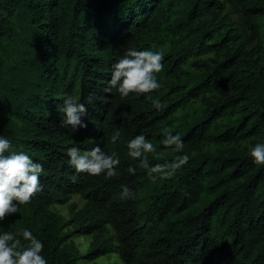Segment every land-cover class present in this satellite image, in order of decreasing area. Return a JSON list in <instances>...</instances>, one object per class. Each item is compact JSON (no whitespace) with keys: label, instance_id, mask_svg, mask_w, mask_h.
<instances>
[{"label":"trees","instance_id":"trees-1","mask_svg":"<svg viewBox=\"0 0 264 264\" xmlns=\"http://www.w3.org/2000/svg\"><path fill=\"white\" fill-rule=\"evenodd\" d=\"M226 1L254 45H233L213 63L201 61L204 68L189 87L182 77L189 57L237 36L227 28L205 43L212 29L204 39L190 34L214 26L219 0H0V108L6 115L0 135L44 165L42 190L0 231L30 228L44 242L49 264H79L114 249L123 264H264V165L249 152L264 142V118L246 110L230 122L237 104L254 100L249 71L258 75L264 111V43L256 21L264 16V0ZM133 47L164 54L161 87L152 93L161 108L146 94L124 98L109 89L113 63ZM66 96L87 104V127L61 124ZM199 98L205 114L177 123V110ZM165 127L181 134L190 160L169 178L152 180L138 164L129 174L127 141L139 133L157 148L148 154L150 163L175 159L162 144ZM97 144L118 153L119 177L76 173L68 163L69 147ZM125 184L133 189L130 199L119 195ZM74 193L85 203L73 224L92 238L84 255L52 209Z\"/></svg>","mask_w":264,"mask_h":264},{"label":"clouds","instance_id":"clouds-1","mask_svg":"<svg viewBox=\"0 0 264 264\" xmlns=\"http://www.w3.org/2000/svg\"><path fill=\"white\" fill-rule=\"evenodd\" d=\"M164 54L151 48H128L111 68L108 81L109 89L124 98L147 95L153 100V106L162 107V101L152 97V93L161 87L157 74L164 70ZM62 125H68L73 131L87 127L84 119L88 112L87 104L79 102L78 97L66 96L63 101ZM162 144L175 154L172 161L150 163L148 154L157 151L152 140L144 133L134 135L127 141V155L132 159L127 167L129 174L137 171L134 164L146 170L150 179L169 178L175 171L190 160L184 152L185 141L181 134L171 127H165ZM120 131H115L110 140L118 142ZM256 164L264 165V142H257L249 149ZM68 163L76 173L91 176L103 175L112 179L121 175V158L115 150L106 152L97 144L88 150L76 145L67 149ZM44 165L33 159L26 151L16 150L13 141L0 135V226L18 212L19 205L29 203L42 190L41 174ZM121 199H130L134 192L128 185H121ZM44 242L33 234L30 228L17 232L0 231V264H49L43 254Z\"/></svg>","mask_w":264,"mask_h":264},{"label":"rangeland","instance_id":"rangeland-1","mask_svg":"<svg viewBox=\"0 0 264 264\" xmlns=\"http://www.w3.org/2000/svg\"><path fill=\"white\" fill-rule=\"evenodd\" d=\"M221 3V8L216 10L217 19L213 20L215 23L214 26L204 24L203 26H200L196 29V27L190 32L191 35H195L200 37L201 39H204V35H206L210 29H212V33L214 35L208 36L205 43H212L220 38V33L225 31L227 28H229L230 33H236L237 36L235 37V40H230L226 45L217 46V49H212L204 53L199 54L198 56H190L189 59L185 62V64L182 66L183 73L182 77L184 82L191 87L193 83L196 81L197 77L199 76L200 72L204 68V65H201V61H204L206 63H213L214 59H217L219 57H222V55L229 50L230 47H233V45H237L238 47L244 48L246 50L250 49L254 42H251L252 39L250 38V32L247 29H243L238 24V17L236 13L233 11L232 7L229 5V3L226 0H219ZM178 16V14H176ZM210 23H212L211 20H209ZM258 30L260 32V36L264 43V16H259L256 19ZM206 22V21H205ZM166 31L162 35L165 36ZM208 35V34H207ZM251 39V40H250ZM6 45V49L10 52L9 46ZM164 50L168 49V43H165L163 46ZM9 54H3V57L5 59L6 63L10 62ZM262 65L264 67V62H262ZM202 68H201V67ZM250 77L248 78L249 86L250 88H253V92L250 96L254 97V100L248 98L247 100H242L239 104H237L230 114V122H234L236 119L239 118V116L242 115V113L246 110H256L258 113H260L261 117L264 118V111L261 109L260 105L257 103V99L261 97L260 95V89H259V83L258 81V75L257 73L253 71H249ZM205 101L201 98L191 100L188 102L184 107L177 110V123L180 124H190L194 121L198 120L205 114ZM5 113L2 108H0V121L5 118ZM249 144V143H248ZM219 147H225V146H216L213 145L211 147L212 150H216ZM85 203V199L79 194L74 193L70 196V198L62 203H57L52 205V209L55 210L57 213L63 216L65 225L63 227V232H70L71 237L78 246V249L81 253V255H84L89 248L92 238L90 234H81L80 229H76V226L73 224V214L78 211L83 204ZM79 264H123L118 253L116 250H112L110 252H105L100 254L99 256L93 258V259H87L82 258Z\"/></svg>","mask_w":264,"mask_h":264}]
</instances>
